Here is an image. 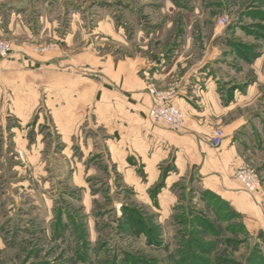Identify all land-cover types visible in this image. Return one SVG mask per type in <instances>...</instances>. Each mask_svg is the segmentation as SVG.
Instances as JSON below:
<instances>
[{
  "label": "rangeland",
  "instance_id": "1",
  "mask_svg": "<svg viewBox=\"0 0 264 264\" xmlns=\"http://www.w3.org/2000/svg\"><path fill=\"white\" fill-rule=\"evenodd\" d=\"M0 41L39 61H65L67 72L75 62L83 78L98 80L94 70L126 58L159 72L173 67L176 79L209 57L228 79L219 84L228 97L258 82L256 104L227 117L248 115L264 133V0H0ZM41 66L31 68L43 72ZM6 74L0 81L8 87ZM169 78L152 84L168 90ZM38 87L40 100L46 90ZM1 98L9 103L8 88ZM36 108L46 112L42 102ZM7 109H0V264H264L256 229L196 172L166 180L161 170L148 183L141 165L132 170L137 182L112 168L105 130L90 120L89 104L80 130L61 139L65 145L50 128L46 139L15 136L8 127L18 124ZM208 118L215 128L224 124ZM260 136L247 134L238 147L260 145ZM256 149L241 164L264 181V149Z\"/></svg>",
  "mask_w": 264,
  "mask_h": 264
},
{
  "label": "crops",
  "instance_id": "2",
  "mask_svg": "<svg viewBox=\"0 0 264 264\" xmlns=\"http://www.w3.org/2000/svg\"><path fill=\"white\" fill-rule=\"evenodd\" d=\"M187 41L190 42V38ZM208 58L203 62L205 65L188 67L176 79L172 75L173 67L159 72L154 67L145 68V65L139 66L126 58L117 66L112 64L94 70L98 80L91 76L83 78L78 71L80 65L75 62H69L72 69L67 72L65 61H39L30 51L13 47L7 56L0 58V79L4 80L6 73L8 76V87L0 81V109L6 105L7 117L18 124L8 128L16 133L15 136L27 138L29 142L35 136L49 138L46 128L51 129V137L60 140L67 132L80 130L81 123L87 118L85 108L89 104L90 120L93 118L95 127L105 130L107 163L112 168L126 169L131 182H137L141 177L132 170H139L136 165H141L148 183L161 177L163 171L167 172L166 180L173 174L184 177L196 172L202 183L237 213L246 228L264 233V181H260L257 193L251 196L233 178L247 151L252 153L260 148L263 152L264 133L248 115L234 113L231 119L227 117L231 109L256 104L258 82L228 97L219 91L220 82L228 79L213 70ZM39 62L43 72L31 68ZM163 76H170L169 86L165 89L171 92L172 104L184 115L182 126L177 130L153 124L147 118L148 108L152 105L148 89L154 86L156 77ZM41 84L45 85L46 92L39 100L38 86ZM6 88L10 91L8 104L1 98ZM40 102L46 112L37 114L35 106L38 107ZM195 106L205 108L197 111ZM209 115L215 116L216 122H224L221 126L224 138L215 149L211 136L216 126H211ZM203 121L205 123H201ZM247 123L251 128L249 132L245 127ZM247 134L254 140L260 134L262 141L260 145L256 144L260 140L253 141L256 148L244 152L238 145L243 146V137ZM60 143L64 144L62 140ZM261 166L264 169V162Z\"/></svg>",
  "mask_w": 264,
  "mask_h": 264
},
{
  "label": "built area",
  "instance_id": "3",
  "mask_svg": "<svg viewBox=\"0 0 264 264\" xmlns=\"http://www.w3.org/2000/svg\"><path fill=\"white\" fill-rule=\"evenodd\" d=\"M225 23L226 19L225 17H222L220 19V24L223 25ZM10 51V45L4 41H0V56L5 57ZM148 92L152 97V105L148 108L147 118L152 122L162 123L170 129H179L184 121V115L180 109L172 104L170 100L171 92L156 88L154 86L150 87ZM223 138V129L221 127H217L212 132L211 144L214 147H218L221 144ZM234 178L247 194L252 196L257 193L260 180L253 169L241 164L235 169Z\"/></svg>",
  "mask_w": 264,
  "mask_h": 264
},
{
  "label": "trees",
  "instance_id": "4",
  "mask_svg": "<svg viewBox=\"0 0 264 264\" xmlns=\"http://www.w3.org/2000/svg\"><path fill=\"white\" fill-rule=\"evenodd\" d=\"M257 236L264 240V233L263 232H258Z\"/></svg>",
  "mask_w": 264,
  "mask_h": 264
}]
</instances>
